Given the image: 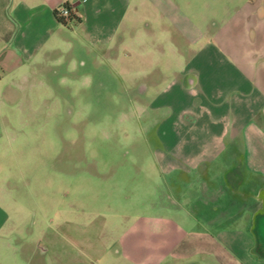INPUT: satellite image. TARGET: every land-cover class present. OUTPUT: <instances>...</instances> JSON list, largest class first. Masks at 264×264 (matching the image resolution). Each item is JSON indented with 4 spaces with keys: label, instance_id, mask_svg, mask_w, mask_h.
Masks as SVG:
<instances>
[{
    "label": "rangeland",
    "instance_id": "1",
    "mask_svg": "<svg viewBox=\"0 0 264 264\" xmlns=\"http://www.w3.org/2000/svg\"><path fill=\"white\" fill-rule=\"evenodd\" d=\"M257 1L131 0L120 18V7L108 2L103 20L112 23L102 38L80 41L69 33L38 66L34 90L0 96V132L17 140L19 159H1L0 203L25 220L21 234L35 233L32 220H52L47 240L33 237L30 244L10 237L0 252L25 242L17 264H126L118 235L135 215L164 214L202 232L173 264H242L217 239L203 237L204 228L215 233L232 221L216 216L212 224H200L205 215L198 202L191 208L197 221L185 217L168 191L171 176L164 183L156 170L159 158L182 151V142L205 136L208 94L224 87L205 78L212 35L237 10H261ZM82 30L87 39L90 30ZM198 173L176 175L171 183L187 192L202 180L224 183L217 174L205 179ZM259 185L264 177L257 175L240 187L245 208L239 227L247 233L251 223L259 229L263 223V207L254 213L248 208ZM236 208L231 211L242 209ZM205 213L217 212L211 205ZM3 253L0 264H10Z\"/></svg>",
    "mask_w": 264,
    "mask_h": 264
},
{
    "label": "crops",
    "instance_id": "2",
    "mask_svg": "<svg viewBox=\"0 0 264 264\" xmlns=\"http://www.w3.org/2000/svg\"><path fill=\"white\" fill-rule=\"evenodd\" d=\"M65 2L74 7L79 21L68 20L67 24L58 21L55 11ZM108 2L120 7L116 18L126 12L127 2L131 6V0H0V96H20L23 91L34 90L38 66L48 51L67 42L69 33L80 41L102 38V30H107L112 23L103 20ZM256 5L263 7L261 10L254 7H250L252 10H237L232 21L218 27L212 35V55L206 62L208 72L205 78L209 82L220 81L224 87H211L208 94L205 136H195L193 143L182 142V151L166 159L159 158L156 170L164 183L166 177L188 176L191 171L199 172L198 176L204 178L216 174L223 177L224 183L221 181L216 186H213L212 179L202 180L195 192L175 190V180L171 183V179L168 191L173 205H181V213L188 219L197 221L191 208L198 202L204 205L205 215L200 224H212L216 216L231 220L232 227L220 228L215 233L204 228L203 237L204 240L217 239L222 250L233 253L242 264H264V257L255 251L254 223H251L248 233L239 227L245 208L244 198L239 199V192H244L240 187L248 178L264 177V0H258ZM83 27L90 30L87 39L82 33ZM196 81L195 78L193 82ZM16 141L15 138L3 137L0 132V168L2 160H19L14 148ZM187 145L193 148H186ZM188 186H191L189 182ZM227 193L231 195L228 200ZM252 199L248 206L252 213L261 210L264 185L257 187ZM211 205L217 212L215 216L205 213ZM233 207L242 209L232 212ZM51 222L47 218L38 223L32 220L30 227H34L35 233L21 234L25 220L15 213L11 216L0 203V246L8 245L10 237L27 239L30 244L34 239L47 240V225ZM130 222L115 239L121 261L126 264H173L184 248H189L190 241L195 244L202 238V232L197 234L187 229L174 216L138 214ZM186 238H189V244L184 246ZM15 246L11 247L13 251L8 248V252H2L10 264H17L23 256L22 247H27L25 242ZM41 252H46V249Z\"/></svg>",
    "mask_w": 264,
    "mask_h": 264
},
{
    "label": "flooded vegetation",
    "instance_id": "3",
    "mask_svg": "<svg viewBox=\"0 0 264 264\" xmlns=\"http://www.w3.org/2000/svg\"><path fill=\"white\" fill-rule=\"evenodd\" d=\"M264 210V206H263ZM264 216V214H263ZM260 226V225H259ZM261 229V231H260ZM260 229L258 228V223L256 222L254 225L255 235H254V243H255V251L258 255L264 257V217L263 223L261 224Z\"/></svg>",
    "mask_w": 264,
    "mask_h": 264
},
{
    "label": "trees",
    "instance_id": "4",
    "mask_svg": "<svg viewBox=\"0 0 264 264\" xmlns=\"http://www.w3.org/2000/svg\"><path fill=\"white\" fill-rule=\"evenodd\" d=\"M64 5H68V3H64ZM55 15H56V11H55ZM56 18L58 19V21L60 22V23H62V24H67V22H68V20H74V21H79V18L75 15V10L74 9H72L70 12H69V14H68V16H67V18L65 19V18H63V17H61V16H57L56 15Z\"/></svg>",
    "mask_w": 264,
    "mask_h": 264
},
{
    "label": "built area",
    "instance_id": "5",
    "mask_svg": "<svg viewBox=\"0 0 264 264\" xmlns=\"http://www.w3.org/2000/svg\"><path fill=\"white\" fill-rule=\"evenodd\" d=\"M74 9V7H72L70 4L68 5H64L62 4L58 10H56V15L57 16H61L63 18H67L69 12Z\"/></svg>",
    "mask_w": 264,
    "mask_h": 264
}]
</instances>
